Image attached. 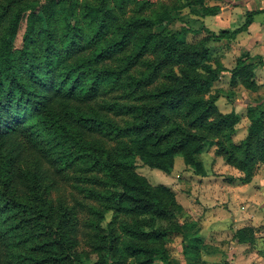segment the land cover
<instances>
[{"label": "trees", "instance_id": "1", "mask_svg": "<svg viewBox=\"0 0 264 264\" xmlns=\"http://www.w3.org/2000/svg\"><path fill=\"white\" fill-rule=\"evenodd\" d=\"M219 9L207 0H0V264H178V236L185 264L201 261L198 221L137 163L170 173L181 156L207 176L199 155L213 148L239 183L264 164V109L249 112L236 142L240 115L218 107L213 83L225 68L210 46L264 8L219 32L192 16ZM259 63L238 56L231 83L256 89ZM254 232L233 236L249 243Z\"/></svg>", "mask_w": 264, "mask_h": 264}, {"label": "rangeland", "instance_id": "2", "mask_svg": "<svg viewBox=\"0 0 264 264\" xmlns=\"http://www.w3.org/2000/svg\"><path fill=\"white\" fill-rule=\"evenodd\" d=\"M190 23L196 26L195 22ZM168 26L178 30L181 27V23L173 20L168 23ZM210 46L212 47L214 57L220 59L225 68L219 79L213 83V89L220 92L217 104L219 109L223 112L234 110L240 115V120L236 124L234 134L236 142H240L247 133V128L250 123L249 112L252 110L259 112L261 108L264 109V65L259 63L256 66L257 88L250 90L241 82L233 84L230 80V70L234 66L237 57L246 52L249 53V51L243 50L239 52V55L230 56L223 51L226 45H220L218 42H210ZM221 47H223V50H221ZM260 58L264 60V57L259 55L254 62H257ZM199 158L202 160L203 164L207 166L206 168L209 172L207 176L196 174L198 177H195V175H191L189 173L191 170L187 171L181 156L176 158L174 167L170 173L150 167L141 160H138L137 163L138 171L145 175L152 183H164L172 186L176 190V193L179 194L178 200L184 205L188 203V200L187 202L184 201V197L186 196H225V198L227 196H243L244 199L242 201H240L241 199H237L234 204L228 201L225 203L227 206H230L236 214L233 215L232 226L230 225L232 212L229 211H227L228 214L230 213L227 217H208L206 219V226L212 223L215 218L220 219L217 221L216 225L224 226V230H228L225 228L228 226L234 229V224L238 225V228H240L239 226H251L255 230L254 240L249 243H239L230 231L220 232L217 234L218 238H224L228 243L226 249H220L222 251L220 254L217 248H204V262H202L201 259L198 264H230L226 255H228L229 252L232 253L231 250L234 249L236 250L229 256H233L232 258H234V260L237 259L238 264H264V204L262 203L264 202V164L259 165L252 180L244 184L236 180L234 182L228 181L229 176H238L234 175V173H237V170L235 171V169L232 168L226 169L227 167L224 166V159L221 156H216L213 148L201 153ZM240 174L242 173L240 172ZM173 176L177 179H173ZM228 182L236 185L239 184L241 187L228 186L230 185ZM257 203H262V205L257 206ZM242 213H245V215H240ZM109 218L110 216L108 215V219ZM181 220L183 219L181 218ZM226 223H228V225H225ZM199 227H201V225H199ZM211 240L217 241L214 237L211 238ZM182 242L181 236H178L170 243L173 259L178 262V264H185L187 262V258L183 253ZM233 242H236V248H234ZM108 262V264H114L109 257Z\"/></svg>", "mask_w": 264, "mask_h": 264}, {"label": "crops", "instance_id": "3", "mask_svg": "<svg viewBox=\"0 0 264 264\" xmlns=\"http://www.w3.org/2000/svg\"><path fill=\"white\" fill-rule=\"evenodd\" d=\"M207 4L218 5L220 7L219 12L212 15L192 16L194 18H200L204 25L215 32H219L221 29H235L244 22L245 15L248 10L264 8V0H207ZM186 12H188V8L184 9V13ZM218 44L226 45L224 50L223 47H221V50H223L230 56L239 55L240 51L242 52L243 50H245L249 51L250 55L252 56V61H255L256 57L259 55L264 57V11L256 13L254 16V20L248 25L246 29L240 31L235 38H223L218 41ZM224 166L227 167L226 169L232 168L235 169V171L237 170V173H234V175H240L239 170L235 167L230 166L225 162ZM189 173L191 175H195V177H198L196 174H192L191 172ZM173 179L177 178L173 176ZM228 183L230 184H227L228 186L241 187V185L239 184L236 185L230 182ZM178 196L179 194H177V199L179 198ZM237 199H241L240 201H242L244 197L227 196L225 198V196H186L184 197V201L187 202L188 200V203L184 205L181 202L184 206L185 211L187 212V217L189 219L197 220L199 225H201L199 232L203 237V241L200 244L202 250V259H205L204 248H217V250L220 251V254L222 253L221 250L226 249L228 243L224 240V238H218L217 234H219L220 232L223 233L229 231L231 232V234H234L235 230L238 228V225L234 224V229L228 226L225 227L228 230H224V226L216 225L217 221L220 220L218 218H215L212 223L206 226V219L211 216L227 217L230 214H228L227 212L229 211L232 212V218L230 219V225L232 226L233 215L236 214L233 212L232 208L230 206H227L225 203L228 201L231 204H234ZM262 203L264 204V202ZM262 203H257L256 205L260 206L262 205ZM240 215H245V213H242ZM234 219L236 220L235 216ZM225 225H228V223H226ZM213 237L217 241L211 240V238ZM235 245L236 242H233L234 248H236ZM234 250H231V252L233 253ZM232 253L229 252L228 255H226V258L229 260L230 264H238L237 259L234 260V258H232L233 256H229Z\"/></svg>", "mask_w": 264, "mask_h": 264}]
</instances>
